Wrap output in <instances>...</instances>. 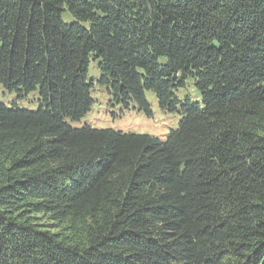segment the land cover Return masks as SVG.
Here are the masks:
<instances>
[{
	"label": "trees",
	"instance_id": "16d2710c",
	"mask_svg": "<svg viewBox=\"0 0 264 264\" xmlns=\"http://www.w3.org/2000/svg\"><path fill=\"white\" fill-rule=\"evenodd\" d=\"M92 60L178 126L72 127ZM0 87V264H264V0H0Z\"/></svg>",
	"mask_w": 264,
	"mask_h": 264
},
{
	"label": "rangeland",
	"instance_id": "374dc122",
	"mask_svg": "<svg viewBox=\"0 0 264 264\" xmlns=\"http://www.w3.org/2000/svg\"><path fill=\"white\" fill-rule=\"evenodd\" d=\"M64 18L70 19V14L65 13ZM101 75L98 61L92 60L88 69L87 79L94 82L91 89L93 104L88 113L80 120L67 122L74 128H82L89 125L98 129H113L123 132H135L151 134L159 138H165L171 129L178 126L180 116L172 115L161 111L152 91H146V96L152 105L154 115L147 117L144 112L138 110L133 103L128 108L123 104L115 103L111 100V95L105 86L97 83ZM188 92L193 98L199 97V93L188 86ZM39 93L34 91L24 98H18L16 92H3L0 87V100L6 104L16 103L17 106L37 110L39 108Z\"/></svg>",
	"mask_w": 264,
	"mask_h": 264
}]
</instances>
